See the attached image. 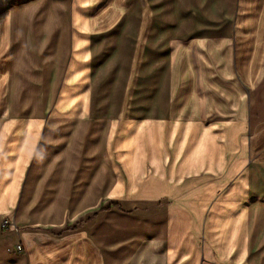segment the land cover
Returning a JSON list of instances; mask_svg holds the SVG:
<instances>
[{
	"label": "crops",
	"instance_id": "obj_1",
	"mask_svg": "<svg viewBox=\"0 0 264 264\" xmlns=\"http://www.w3.org/2000/svg\"><path fill=\"white\" fill-rule=\"evenodd\" d=\"M8 1L0 264H264V0Z\"/></svg>",
	"mask_w": 264,
	"mask_h": 264
},
{
	"label": "rangeland",
	"instance_id": "obj_2",
	"mask_svg": "<svg viewBox=\"0 0 264 264\" xmlns=\"http://www.w3.org/2000/svg\"><path fill=\"white\" fill-rule=\"evenodd\" d=\"M61 1H63V0H61ZM80 1H82V0H80ZM99 1H101V0H87L88 3L86 5H89V6H92V8L93 7L95 8V6H98L97 3ZM119 1L123 5V8L121 9V13L119 14V17L122 14H127L129 9L131 8V3H132L131 1L132 0H103L102 2H105V4H103L101 6V10L99 9L100 11L98 10L95 13L92 12V14L90 16L91 21L94 22V21L98 20L99 16H100L99 15L100 12H101L100 14H103L104 12H106V15L103 14L104 19H106V18L109 19L111 17L113 9H115L114 6H116ZM136 1H137V3H139V5L142 8L146 6V3H147L146 0H136ZM174 1L176 4V0H174ZM8 2H9L8 0H0V122H2L3 120L11 119V118H28V117H31V115L32 116L39 115V114H41V111H39L38 105L40 102H43V100H41V97L38 96V93L35 94V93L27 92V93L21 94V90L23 87L26 88V85L33 83L32 78H29V77L23 78V77L19 76V78H13L12 79L15 82L17 81L18 83L24 84L19 92H17L15 89L13 91L11 84L8 85V80H5V72H4L5 71V63H4L5 57L3 56V54L5 53L4 47H3L4 46L3 45L4 39H5V30H3L1 26L4 24V20H5V13L2 11L6 12V10L8 8ZM76 2H79V0H76ZM42 6H43V8H48V9L44 10L45 12H47V14L44 13V15H43V17H45V21H47V19H49V15L52 14L51 9H53V7L56 5H54L53 2H51L50 0L49 1L44 0L42 3ZM60 6H63V4ZM171 6H173V0L171 1ZM60 19H61V16H60ZM127 22L132 23V22H134V20L129 19V20H127ZM140 22H148V16L140 14ZM12 80H11V82H12ZM9 87H11V88H9ZM29 90L31 91V88H29ZM16 92H17V94H16ZM34 92H35V89H34ZM93 102L99 103L97 100V96L95 97V95L93 96ZM31 104H33V105H31ZM29 106L33 107L35 112L29 111V109H28ZM0 130H2V127H0ZM108 161L112 162L113 159H111V160L108 159ZM111 187L112 186L108 187L107 192H109ZM121 201L123 204L126 205L125 208L128 209L130 207L127 203H124V200H121ZM117 206H119V205L116 204V202L112 203L110 200H106V201L102 202L101 206L98 209L99 210L100 209L101 210H112L113 208H116ZM119 216L126 218L127 222L134 224V226L132 228L135 231L134 236H136V233L139 231L140 227H139L138 221L135 220L134 218L127 217L122 213L111 212V213H109L106 221L111 222L112 220H114V218L116 219ZM4 217H8V218L12 219L11 216L8 214L4 215ZM13 223H14V221H13ZM14 225H15V223H14ZM14 225H10L6 228H3V230L10 229V228L14 227ZM96 227H98V225ZM134 241H135L136 246H137V249H136L137 253H138V251L146 250V249L140 250V246L138 248V243H137L136 239H134ZM20 245L22 246V244H20ZM124 245H125V243H122V244L118 245L117 248H119V247L122 248ZM106 248H107L106 249L107 252H110L112 250L110 245L106 246ZM22 249H23V246H22ZM23 251H24V249L22 250V252ZM138 261L139 260H137V262Z\"/></svg>",
	"mask_w": 264,
	"mask_h": 264
},
{
	"label": "built area",
	"instance_id": "obj_3",
	"mask_svg": "<svg viewBox=\"0 0 264 264\" xmlns=\"http://www.w3.org/2000/svg\"><path fill=\"white\" fill-rule=\"evenodd\" d=\"M2 228H6L10 225H14L13 223V220L8 218V217H4L3 220H2ZM17 252H21L22 251V246L19 244L17 245V248H16Z\"/></svg>",
	"mask_w": 264,
	"mask_h": 264
}]
</instances>
